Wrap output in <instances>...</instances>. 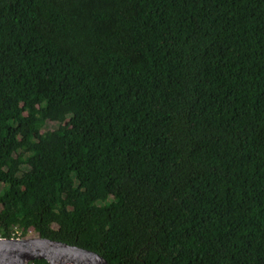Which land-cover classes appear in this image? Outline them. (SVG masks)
<instances>
[{"label":"trees","instance_id":"trees-1","mask_svg":"<svg viewBox=\"0 0 264 264\" xmlns=\"http://www.w3.org/2000/svg\"><path fill=\"white\" fill-rule=\"evenodd\" d=\"M30 229L264 264V0H0V237Z\"/></svg>","mask_w":264,"mask_h":264},{"label":"water","instance_id":"water-1","mask_svg":"<svg viewBox=\"0 0 264 264\" xmlns=\"http://www.w3.org/2000/svg\"><path fill=\"white\" fill-rule=\"evenodd\" d=\"M35 259L50 264H108L99 253L63 241L39 235L0 237V264H32Z\"/></svg>","mask_w":264,"mask_h":264},{"label":"rangeland","instance_id":"rangeland-1","mask_svg":"<svg viewBox=\"0 0 264 264\" xmlns=\"http://www.w3.org/2000/svg\"><path fill=\"white\" fill-rule=\"evenodd\" d=\"M57 126H58L57 124L49 123L48 125H46L44 130H46V129H55ZM36 236H38L37 232H35L33 229H30V230H28L25 233V236L23 238H27V237L30 238V237H36Z\"/></svg>","mask_w":264,"mask_h":264},{"label":"clouds","instance_id":"clouds-1","mask_svg":"<svg viewBox=\"0 0 264 264\" xmlns=\"http://www.w3.org/2000/svg\"><path fill=\"white\" fill-rule=\"evenodd\" d=\"M19 237V236H18ZM15 238V237H14ZM19 238H23V237H19Z\"/></svg>","mask_w":264,"mask_h":264},{"label":"built area","instance_id":"built-area-1","mask_svg":"<svg viewBox=\"0 0 264 264\" xmlns=\"http://www.w3.org/2000/svg\"><path fill=\"white\" fill-rule=\"evenodd\" d=\"M18 231V230H17ZM19 232V231H18Z\"/></svg>","mask_w":264,"mask_h":264}]
</instances>
